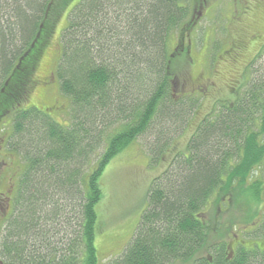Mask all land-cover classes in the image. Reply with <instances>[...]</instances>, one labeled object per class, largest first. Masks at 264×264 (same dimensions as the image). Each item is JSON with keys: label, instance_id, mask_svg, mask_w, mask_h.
<instances>
[{"label": "trees", "instance_id": "16d2710c", "mask_svg": "<svg viewBox=\"0 0 264 264\" xmlns=\"http://www.w3.org/2000/svg\"><path fill=\"white\" fill-rule=\"evenodd\" d=\"M178 2L73 6L55 68L68 101L63 126L48 110L20 105L35 86L55 0H0V124L10 118L7 149L23 162L2 225L1 264H99L95 207L105 167L138 137L149 139L146 152L157 163L191 118L194 96L172 98L169 36L190 15ZM257 55L260 64L253 61L234 100L217 103L184 152L170 155L150 183L133 236L106 264H264L256 242L234 249L223 239L210 243L208 216L215 203L220 212L236 204L243 208L238 229L264 239V210L256 212L264 198V47Z\"/></svg>", "mask_w": 264, "mask_h": 264}, {"label": "rangeland", "instance_id": "374dc122", "mask_svg": "<svg viewBox=\"0 0 264 264\" xmlns=\"http://www.w3.org/2000/svg\"><path fill=\"white\" fill-rule=\"evenodd\" d=\"M78 1L55 0L51 15V18L54 20L53 30L33 73L32 80L35 81V86L27 95L25 102L20 104L23 109L36 107L48 110V116L63 126L68 125L66 117L68 101L60 94L59 82L55 77V68L60 54L61 32L68 24L69 12ZM205 1L208 12L205 19L200 21L193 31L192 40L193 44H195V49L191 53L192 59L187 58L188 62L184 64L181 58H176L171 68V73L176 84L174 89L176 95L172 96L173 100L177 102L181 101L183 95L190 94L194 96V108L191 118L186 121L187 124L185 123L180 128L177 136L171 137L172 144L169 152L157 163L153 164L146 152V144L149 142V139L138 137L125 146L109 162L100 177L99 183L102 197L95 207L97 215L95 248L99 264H106L108 260L119 255L133 236L142 212L145 210L146 194L150 183L167 167L171 158L170 155L178 151L184 152L186 144L198 123L213 111L217 103L222 101L232 102L234 100L232 96L233 89L236 86L244 84V80L249 73V70H247L243 76L239 75L233 89L232 85L234 82L229 84V86L226 85L229 82V76L223 77L225 79L224 84L219 83L216 77H214V71L218 69L219 64V60L216 58V55L219 53V46L221 48L223 41L227 38L225 29L229 26L227 17L230 13V4L232 2L230 0ZM259 1L258 5L255 4L254 7L253 20L255 21V26L261 29L264 35V0ZM190 2L191 0H179L178 3L189 11L191 9ZM199 11L200 8L195 10V12ZM188 20L189 18H186L184 23L186 24ZM184 25L180 29L185 28ZM178 34L176 31L171 32L169 36L170 41L168 42L169 49H172ZM258 48L253 49V51H256ZM260 50L262 51V49ZM257 56L254 58V61L256 60L254 68L260 64V59ZM200 75L202 76L203 83H215L217 87H213L212 85L211 88L213 89L209 90L208 93L193 95L192 87L186 85V77L197 78ZM0 129H2L0 136L7 139L11 135L9 130L10 118L6 117L2 121ZM22 167L23 162L17 154H14L10 150L1 149L0 146V193L8 190L9 185L7 182H9L11 186L8 193L13 197L14 185L16 187ZM11 196L9 197L11 198ZM215 199L219 201L218 197H215ZM4 203L5 201H0V204ZM242 209L241 207H236V204L225 209L223 208L221 212L219 208L217 209L216 203L209 207L208 216L213 227L210 232V243L223 239L230 249H234L238 241L244 242L249 247H253L256 242L261 248H264V239L253 240L248 229L249 227L246 230H244L245 228L238 229V225L241 224ZM254 209L255 207L252 210ZM263 210L264 198L262 197V201L256 211L259 212L258 217L261 216L260 214ZM3 223L4 219L0 223V238L2 236ZM217 223H219V231L215 230ZM232 233L238 234V238L233 237ZM192 263L193 260L173 264Z\"/></svg>", "mask_w": 264, "mask_h": 264}, {"label": "flooded vegetation", "instance_id": "af4514ba", "mask_svg": "<svg viewBox=\"0 0 264 264\" xmlns=\"http://www.w3.org/2000/svg\"><path fill=\"white\" fill-rule=\"evenodd\" d=\"M230 1L232 2L230 4L231 9L227 17L229 26L225 29L227 38L223 41V45H221L222 47L220 48L219 46V53L216 55L219 64L218 69H215L214 71V77H216L219 83L224 84L225 79H223V77L229 76L230 79L226 85L229 86V84L234 82L232 85L233 89L237 77L239 75L243 76L247 70H250L254 58L261 51L260 49H263L264 35L261 32V29L255 26V21L253 20L255 4L258 5L260 1ZM190 4L191 9L189 20L185 24V28L181 29V32H179L171 49L172 56H175V58H181L183 62L186 58L192 59L191 53L195 49V44H193L192 40L193 31L198 23L205 19L208 12L205 0H191ZM197 8H200L199 12H195ZM257 47L259 48L256 51H253V49H256ZM202 81L201 75L197 78L191 76L186 77V85L192 87L193 95H203L204 93H208L209 90L213 89L211 88L212 85L213 87L215 86V83L205 84ZM174 86L176 87L175 83ZM215 87H217V85ZM0 132H2V129H0ZM0 144L1 149H6V151H8L6 138L4 139L0 136ZM7 183L9 185L8 190L4 193H0L5 200V205H0V223H2L3 219L7 217L11 209L12 196L8 193L11 184L9 182ZM9 196H11V198Z\"/></svg>", "mask_w": 264, "mask_h": 264}]
</instances>
